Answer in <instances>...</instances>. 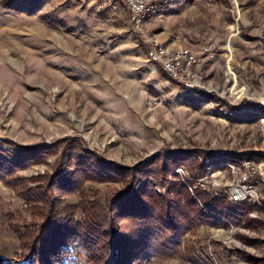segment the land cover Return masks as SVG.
Here are the masks:
<instances>
[{
    "label": "rangeland",
    "instance_id": "rangeland-1",
    "mask_svg": "<svg viewBox=\"0 0 264 264\" xmlns=\"http://www.w3.org/2000/svg\"><path fill=\"white\" fill-rule=\"evenodd\" d=\"M151 1L154 12L135 30L125 7L110 14L98 0H0V139L57 144L45 161L16 172L21 187L0 181L1 264H37L18 233L44 221V204L20 192L45 187L74 140L127 168L158 154L175 165L184 159L169 180L192 196L202 190L244 202L236 224H199L182 236L180 254L147 251L140 264H264V0ZM152 42L169 55L195 52L182 77L200 87L184 88L147 60ZM122 187L85 180L60 199L81 219V199L106 200ZM235 187L247 191L239 201ZM165 188L156 185L159 194ZM69 244L48 264H95ZM115 261L109 250L103 264Z\"/></svg>",
    "mask_w": 264,
    "mask_h": 264
},
{
    "label": "trees",
    "instance_id": "trees-1",
    "mask_svg": "<svg viewBox=\"0 0 264 264\" xmlns=\"http://www.w3.org/2000/svg\"><path fill=\"white\" fill-rule=\"evenodd\" d=\"M74 142L65 146L45 187L35 188L37 193L31 188L20 192L25 199L44 204L39 210L44 213V221L33 230L18 233L22 248L37 264H48L64 254L71 242L79 245L87 260L95 264H103L109 250L114 254L115 264H133L136 260L139 264L147 251L171 257L180 254L181 238L186 230L199 224L234 225L244 214V202L225 203L202 190L194 191L192 196L182 183L169 180L168 172L183 167L184 159L175 165L165 159L166 155L158 154L127 168L96 157L83 147L81 140ZM56 147V143L24 146L0 139V181L12 189L21 187L23 181L16 172L45 161ZM161 157L166 160L163 166H152ZM197 170L202 173L204 164L197 165ZM85 180L119 182L123 187L106 200L81 199L77 207L82 218L77 219L75 206L64 203L60 194L78 192ZM156 185L166 186L163 194L157 192ZM197 200L204 204L199 206Z\"/></svg>",
    "mask_w": 264,
    "mask_h": 264
},
{
    "label": "built area",
    "instance_id": "built-area-1",
    "mask_svg": "<svg viewBox=\"0 0 264 264\" xmlns=\"http://www.w3.org/2000/svg\"><path fill=\"white\" fill-rule=\"evenodd\" d=\"M99 7L108 13H116L121 11L123 7L128 10L129 21L134 29H140L146 18L154 12L155 5L151 0H98ZM169 0H162L163 3H167ZM151 48L147 51V60L152 64L159 65L170 78L176 80L186 89H195L199 86V83L194 79H185L182 75L189 76V69L197 63L196 53L188 49H179L173 54L169 55L168 50L159 45L157 42H152ZM209 51L205 48V51ZM192 78V77H191ZM234 201L243 199L246 192L243 188H232L230 190Z\"/></svg>",
    "mask_w": 264,
    "mask_h": 264
},
{
    "label": "crops",
    "instance_id": "crops-1",
    "mask_svg": "<svg viewBox=\"0 0 264 264\" xmlns=\"http://www.w3.org/2000/svg\"><path fill=\"white\" fill-rule=\"evenodd\" d=\"M142 263V259L139 261V264Z\"/></svg>",
    "mask_w": 264,
    "mask_h": 264
}]
</instances>
